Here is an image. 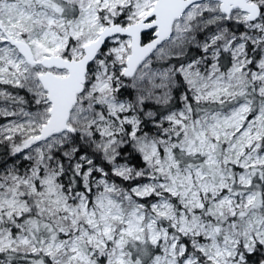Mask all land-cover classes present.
<instances>
[{"label": "snow or ice", "instance_id": "snow-or-ice-1", "mask_svg": "<svg viewBox=\"0 0 264 264\" xmlns=\"http://www.w3.org/2000/svg\"><path fill=\"white\" fill-rule=\"evenodd\" d=\"M0 264H264V0H0Z\"/></svg>", "mask_w": 264, "mask_h": 264}]
</instances>
